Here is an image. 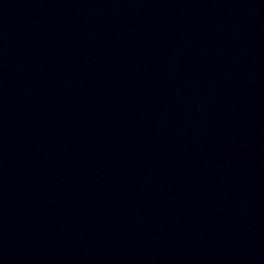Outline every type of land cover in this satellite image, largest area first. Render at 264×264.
Segmentation results:
<instances>
[{"label":"water","instance_id":"95a60500","mask_svg":"<svg viewBox=\"0 0 264 264\" xmlns=\"http://www.w3.org/2000/svg\"><path fill=\"white\" fill-rule=\"evenodd\" d=\"M0 264H264V0H0Z\"/></svg>","mask_w":264,"mask_h":264}]
</instances>
